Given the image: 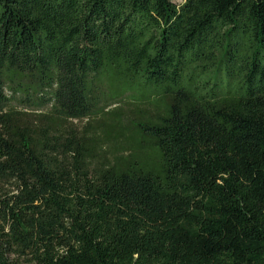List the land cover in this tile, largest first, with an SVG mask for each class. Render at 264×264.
Listing matches in <instances>:
<instances>
[{
  "label": "trees",
  "instance_id": "trees-1",
  "mask_svg": "<svg viewBox=\"0 0 264 264\" xmlns=\"http://www.w3.org/2000/svg\"><path fill=\"white\" fill-rule=\"evenodd\" d=\"M0 264H264V0H0Z\"/></svg>",
  "mask_w": 264,
  "mask_h": 264
},
{
  "label": "rangeland",
  "instance_id": "rangeland-1",
  "mask_svg": "<svg viewBox=\"0 0 264 264\" xmlns=\"http://www.w3.org/2000/svg\"><path fill=\"white\" fill-rule=\"evenodd\" d=\"M172 1H174L177 4H180L183 0H172ZM12 103H17V102H16V100H13ZM42 110H45V108H43ZM95 119H98V118H95ZM95 121L96 120H94V118H90L89 121H87V119H83L82 121H76L75 120L74 122L77 123V125L82 126V125L87 124L88 122L95 124L96 123Z\"/></svg>",
  "mask_w": 264,
  "mask_h": 264
}]
</instances>
